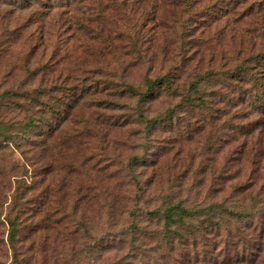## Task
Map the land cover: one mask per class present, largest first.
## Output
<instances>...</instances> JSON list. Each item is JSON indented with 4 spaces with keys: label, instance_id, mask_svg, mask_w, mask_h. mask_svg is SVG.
<instances>
[{
    "label": "rangeland",
    "instance_id": "374dc122",
    "mask_svg": "<svg viewBox=\"0 0 264 264\" xmlns=\"http://www.w3.org/2000/svg\"><path fill=\"white\" fill-rule=\"evenodd\" d=\"M262 56L264 0H0V264H264Z\"/></svg>",
    "mask_w": 264,
    "mask_h": 264
},
{
    "label": "trees",
    "instance_id": "16d2710c",
    "mask_svg": "<svg viewBox=\"0 0 264 264\" xmlns=\"http://www.w3.org/2000/svg\"><path fill=\"white\" fill-rule=\"evenodd\" d=\"M263 58L264 57L262 56V59ZM252 62H255V65H257L256 63L258 62V60L256 59V57H252L250 59H247L242 64L240 62L239 65H236L234 68L228 70L227 79L229 80V84H232V87H234L233 83L237 84V86L243 85L246 82V79H248V78H252L253 80H255V74H256V71H257L258 67L253 66ZM259 71L264 73V65L259 66ZM261 80L262 81H261L260 84H258V85L252 84L251 87L249 88V90H247V91L256 92V91H258L260 89L262 91H264V77L261 78ZM163 83L167 84L168 83V79H166V78H156L153 81L148 80L147 85L145 87L146 89H145L144 92L135 93V91H132V89H130V92H131L130 94L137 96L138 102H145L147 99H150V98H152L154 96V90H155L154 87H156V86L160 87V86H162ZM197 85H198V81L196 83H194V86H197ZM228 87H230V86H228ZM234 88L235 89H240V88H237V87H234ZM263 94H264V92L261 95H263ZM196 100L200 101L201 104H204L202 102V98L201 97H196ZM259 100H261V99L257 98V101H255V103H257L256 105H258V106H255V108L257 107L258 109L263 110L262 111V113H263L264 112V105L263 104H259V103H262ZM188 103H192V99H188ZM163 116L164 115H162V117ZM143 120H146V119L143 118ZM31 127H33L32 123H28V124H26L24 129H30ZM134 180H135V178H134ZM246 189H247L246 185H244V184H236L235 186L232 187V190L234 192H236V193L239 192V191H244ZM140 191H141V189H140ZM260 195H262V194L260 192H257V194L255 196H259L260 197ZM216 207L217 208H223V205L217 204V205H213L212 207L207 209V211L209 212V219L207 221H209V225L208 226L211 227L212 229L215 228L216 232H218L220 230V226L219 225L221 224V221H222V216H221L222 213L219 212V211H215L214 212L213 210ZM203 211L204 210L190 209V208H187V207H185V206H183L182 204L179 203V204H176V205H170V206L166 207L160 213H161V216H162L161 218H162L164 224L168 227V229L169 228L171 229V232H168V235L170 233H172L174 235L173 241H175L176 243H178L180 245H186V244L189 243L188 241H190L191 238H188L187 236H184L183 234H181L180 229H182V227L185 225V223L188 222V219H193V218L199 217V215L202 214ZM222 211H226L230 216H233V217L241 218V217H248L249 216L248 212H246V213L245 212H241V213L240 212H234L233 213V211L228 210V209L222 210ZM214 215H217L216 216V220H217L216 223L212 222L213 219H214ZM250 218H253V217H250ZM201 223H204V221H201ZM8 224L10 226V229H8V230L10 232L9 233V241L11 243V252H12V262H11V264H22V260L18 258L19 257V252L17 251L16 246L14 245L15 235H16L15 234L16 226L10 220L8 221ZM262 228H263V232H261ZM262 228L260 229V233L262 234V236H264V225H262ZM173 229H175V230L173 231ZM240 243L245 245V247H244L245 251L243 252V255L236 254V256H234V260L233 261L235 263H236V261L243 262V259H245L244 258V254L246 253V251L248 249V243L246 241L238 242L237 245H240ZM170 245H171V242H170ZM232 245L235 246L236 244L233 242ZM226 259H227L226 261L228 262V264L231 263V262L234 263L231 258L230 259L226 258Z\"/></svg>",
    "mask_w": 264,
    "mask_h": 264
}]
</instances>
